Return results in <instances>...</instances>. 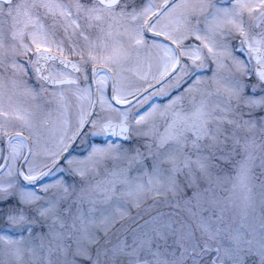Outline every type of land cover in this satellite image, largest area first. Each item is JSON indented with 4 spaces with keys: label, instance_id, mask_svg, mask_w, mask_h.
Returning a JSON list of instances; mask_svg holds the SVG:
<instances>
[{
    "label": "snow or ice",
    "instance_id": "6c2138e0",
    "mask_svg": "<svg viewBox=\"0 0 264 264\" xmlns=\"http://www.w3.org/2000/svg\"><path fill=\"white\" fill-rule=\"evenodd\" d=\"M0 264H264V0H0Z\"/></svg>",
    "mask_w": 264,
    "mask_h": 264
}]
</instances>
